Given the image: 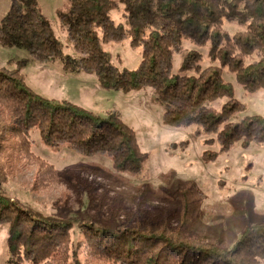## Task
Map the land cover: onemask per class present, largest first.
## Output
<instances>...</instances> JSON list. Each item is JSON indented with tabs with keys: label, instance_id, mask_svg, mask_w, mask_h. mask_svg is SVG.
<instances>
[{
	"label": "trees",
	"instance_id": "1",
	"mask_svg": "<svg viewBox=\"0 0 264 264\" xmlns=\"http://www.w3.org/2000/svg\"><path fill=\"white\" fill-rule=\"evenodd\" d=\"M69 2L59 18L72 55L63 54L36 0H11L0 20V45L24 50L39 62L59 58L65 70L93 73L105 88H150L164 104L163 124L195 125V135L208 136L206 144L218 143L217 153L237 142L243 147L264 144V118L239 116L245 107L222 75L223 70L232 74L247 92L264 86V0ZM119 5L122 22L114 23L110 12ZM224 21L244 29L231 35ZM124 39L141 48L135 69L119 70L103 49L105 42ZM186 39L198 47L208 45L212 63L202 67L200 56L188 52L174 73L173 57L183 54ZM18 70L0 67V225L8 228L7 264H264V222L247 227L229 248L188 232L204 199L193 182H185L167 201L181 212L172 215L161 209L153 223L127 214L121 222L105 224L59 219L6 194L3 183L21 160L39 163L46 184L61 178L32 152L34 133L48 146L63 145L84 156L105 155L120 172L137 173L147 159L133 129L116 113L100 117L66 101L48 100L28 88ZM123 211L133 215L130 208ZM177 215L179 224L171 225Z\"/></svg>",
	"mask_w": 264,
	"mask_h": 264
},
{
	"label": "rangeland",
	"instance_id": "2",
	"mask_svg": "<svg viewBox=\"0 0 264 264\" xmlns=\"http://www.w3.org/2000/svg\"><path fill=\"white\" fill-rule=\"evenodd\" d=\"M36 2L63 54L72 55L59 18V12L69 10V0ZM10 3L11 0H0V20ZM122 12V5L110 12L114 23L122 22ZM223 28L231 35L244 29L229 21H224ZM183 47V54L173 57L174 73L179 71L188 52L200 56L202 67L212 63L208 45L198 47L186 39ZM103 49L119 70L135 69L142 59L141 48L131 46L128 39L105 42ZM0 67L19 69L17 76L22 77L26 86L48 100L66 101L100 117L116 113L133 129L141 151L147 155L141 171L120 172L105 155L84 156L63 145L48 146L34 133L32 152L51 165L61 178L57 183L46 184L39 163L21 160L3 187L6 194L22 205L45 216L87 223H117L126 214L153 223L161 216V209L172 215L181 212L180 206L170 203L167 206V201L185 182H193L204 199L188 232L229 248L247 227L264 222V144L249 143L243 147L237 142L217 153L218 143L213 140L206 144L208 136L195 135L198 129L195 125L177 128L163 124L164 104L150 88L129 91L105 88L93 73L65 70L59 58L39 62L24 50L0 45ZM222 75L231 84L234 98L245 107L239 116L264 118V86L247 92L232 74L223 70ZM219 105L216 104L217 108ZM213 152L217 154L210 157ZM148 206L152 209L145 217L143 212ZM125 207L133 210V215L124 213ZM179 220L177 215L169 223L177 226ZM7 232V225H0V264H7ZM72 238L77 239L76 235Z\"/></svg>",
	"mask_w": 264,
	"mask_h": 264
}]
</instances>
